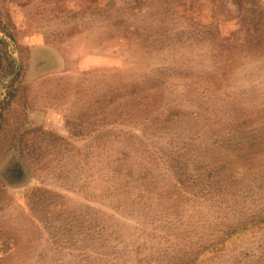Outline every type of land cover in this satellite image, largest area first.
<instances>
[{
	"label": "rangeland",
	"instance_id": "rangeland-1",
	"mask_svg": "<svg viewBox=\"0 0 264 264\" xmlns=\"http://www.w3.org/2000/svg\"><path fill=\"white\" fill-rule=\"evenodd\" d=\"M0 264H264V0H0Z\"/></svg>",
	"mask_w": 264,
	"mask_h": 264
}]
</instances>
